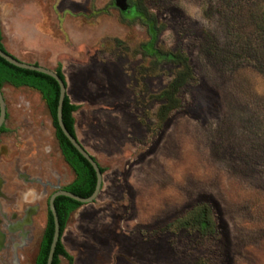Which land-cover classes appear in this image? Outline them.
I'll use <instances>...</instances> for the list:
<instances>
[{
    "label": "rangeland",
    "instance_id": "obj_1",
    "mask_svg": "<svg viewBox=\"0 0 264 264\" xmlns=\"http://www.w3.org/2000/svg\"><path fill=\"white\" fill-rule=\"evenodd\" d=\"M263 1L0 0L5 49L61 64L76 135L104 168L63 231L72 264H264ZM181 55L192 74L163 115ZM2 89L0 205L37 211L0 264H34L48 196L75 174L41 93Z\"/></svg>",
    "mask_w": 264,
    "mask_h": 264
},
{
    "label": "trees",
    "instance_id": "obj_2",
    "mask_svg": "<svg viewBox=\"0 0 264 264\" xmlns=\"http://www.w3.org/2000/svg\"><path fill=\"white\" fill-rule=\"evenodd\" d=\"M255 12H257V15L259 16L261 21L259 22L260 25L258 28V32H260V37H262L260 50L264 53V1L260 8H257ZM1 40L2 35L0 30V48L4 51H7L4 45L2 44ZM173 57L178 58L180 57V55H173ZM255 63L257 64L258 62ZM258 66L260 68H263L260 66V64ZM54 70L63 80H65V76L62 71L61 64L59 62L57 63ZM191 74L192 68L189 63L188 57L181 55V67L175 73L173 79L169 84L168 89L166 90V103L161 108V111L164 113L163 115H166L167 113L173 111L176 108V90L178 89V87L185 83V81L191 76ZM4 83H9L13 86H27L41 93L42 98L45 100L48 106L52 117V122L56 128V137L59 142L61 152L66 162L72 167L76 175L75 180L71 184L67 185L65 189L72 191L80 196H89L94 190L96 183L95 171L91 164L69 142V140L66 138V136L63 134V132L58 126L56 109L58 103L59 86L57 81L47 74L15 66L0 57V88L3 86ZM78 108L79 105L71 102L67 94L63 102L62 119L67 129L74 136H76V130L75 118L73 113ZM3 128L4 127L2 126L0 130H3ZM100 170L104 172V168L102 166H100ZM54 203L60 222L61 237L57 242L52 264H59L61 257L66 258L69 264H72L73 256L66 250L62 242V234L67 224L69 215L71 214V212L81 206L82 203L64 195L57 196ZM200 217H202V214L200 215ZM52 234L53 220L52 215L49 212L47 224L40 243L39 252L37 254L35 264H46Z\"/></svg>",
    "mask_w": 264,
    "mask_h": 264
},
{
    "label": "water",
    "instance_id": "obj_3",
    "mask_svg": "<svg viewBox=\"0 0 264 264\" xmlns=\"http://www.w3.org/2000/svg\"><path fill=\"white\" fill-rule=\"evenodd\" d=\"M0 57H2L3 59H5L6 61H8L9 63L15 66L47 74L53 77L57 81L58 86H59L58 103H57V109H56V117H57L58 126L63 132V134L66 136V138L69 140V142L91 164V166L93 167L95 171L96 183H95L94 190L89 196H80L72 191L62 188V189H58L54 191L49 197L48 205H49V210L51 212L52 220H53V234H52V239H51V243L49 247L46 264H52L55 248H56L57 242L59 241L61 237L60 236V222H59L58 214H57L55 203H54L56 197L59 195H64L82 204L93 202L102 188L103 172L100 170L101 165L98 163L96 158L88 152V150L79 141L77 136H74L70 133V131L67 129V127L65 126L63 122L62 107H63L64 98L67 95L66 79L63 80L57 74V72L52 68L46 67L41 64H35V63L23 61L17 58L15 55L11 54L10 52L2 50L1 48H0ZM6 115H7L6 101H5L2 89L0 88V127L4 124L6 120Z\"/></svg>",
    "mask_w": 264,
    "mask_h": 264
},
{
    "label": "flooded vegetation",
    "instance_id": "obj_4",
    "mask_svg": "<svg viewBox=\"0 0 264 264\" xmlns=\"http://www.w3.org/2000/svg\"><path fill=\"white\" fill-rule=\"evenodd\" d=\"M9 84V83H8ZM11 85V84H10ZM2 89V87H1ZM2 92H3V89H2ZM4 94V93H3ZM5 98V97H4ZM7 109V107H6ZM6 119H7V115H6ZM6 122V120H5ZM5 122L4 124L2 125L4 128L3 130H0V133L4 132L5 131ZM53 123V122H52ZM1 126V127H2ZM54 126V124H53ZM0 127V129H1ZM55 127V126H54ZM55 135H56V128H55ZM77 136V135H76ZM57 138V137H56ZM58 141V140H57ZM59 144V142H58ZM60 147V146H59ZM61 150V149H60ZM62 154V152H61ZM63 155V154H62ZM64 157V156H63ZM65 159V158H64ZM66 161V160H65ZM68 164V163H67ZM69 165V164H68ZM70 166V165H69ZM71 167V166H70ZM72 168V167H71ZM73 170V169H72ZM74 171V170H73ZM75 174V172H74ZM75 177L76 175L74 176V178L72 179V181H70L69 183L65 184V185H62V186H58L55 188V190H53L50 195L58 190V189H65V187L69 184H71L74 180H75ZM19 178H22L24 179L25 181L28 180V178L26 176H24L22 173L19 174ZM30 179V178H29ZM3 185V181L0 180V186ZM67 190V189H66ZM30 194H31V191H26L24 192V194L22 195V198L24 200H28L30 199ZM50 195L48 196V201H49V197ZM4 195L3 193L1 192L0 190V199L3 198ZM48 201H47V220H48V214L50 212L49 210V205H48ZM1 203V202H0ZM37 211V206L36 205H27L23 210H22V213H10V214H5L4 211L2 210L1 208V205H0V223H2V221H4V223L2 224L4 227L1 228L0 226V250L3 249L7 244L10 246L11 244V247L12 249H16L18 246H19V243H15L11 240V236H16L18 237L20 240L24 241L26 240V237L28 236L29 234V228H30V225H31V222H32V215L34 213H36ZM51 213V212H50ZM47 220H46V224H47ZM46 224H45V227H46ZM45 230V228H44ZM43 234H44V231H43ZM6 237L8 238V241L9 243L6 244ZM43 237V235H42ZM42 240V238H41ZM41 243V241H40ZM6 244V245H5ZM8 246V247H9ZM39 247H40V244H39ZM38 252H39V249H38ZM38 254V253H37ZM37 257V255H36ZM36 260V258H35ZM12 264H17L16 261H12ZM35 264V263H34Z\"/></svg>",
    "mask_w": 264,
    "mask_h": 264
}]
</instances>
